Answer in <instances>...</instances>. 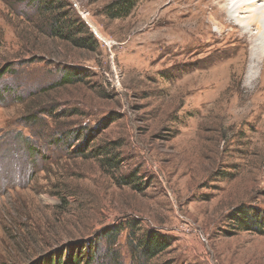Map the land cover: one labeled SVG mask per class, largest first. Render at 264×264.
I'll list each match as a JSON object with an SVG mask.
<instances>
[{"label": "rangeland", "instance_id": "rangeland-1", "mask_svg": "<svg viewBox=\"0 0 264 264\" xmlns=\"http://www.w3.org/2000/svg\"><path fill=\"white\" fill-rule=\"evenodd\" d=\"M124 1L0 0V264H264L232 214L264 210V79L220 80L233 41L138 33ZM150 230L174 240L145 260Z\"/></svg>", "mask_w": 264, "mask_h": 264}, {"label": "bare ground", "instance_id": "bare-ground-1", "mask_svg": "<svg viewBox=\"0 0 264 264\" xmlns=\"http://www.w3.org/2000/svg\"><path fill=\"white\" fill-rule=\"evenodd\" d=\"M182 5L178 0H146L134 12L138 33L158 29L161 33L183 37L199 32L224 36L235 43L236 50L230 58L213 63L217 66V77L230 80L238 76L251 83L264 79V0H198ZM183 14L188 16L186 20ZM148 20L150 23L145 24ZM160 41L153 47L159 49L165 43Z\"/></svg>", "mask_w": 264, "mask_h": 264}, {"label": "trees", "instance_id": "trees-1", "mask_svg": "<svg viewBox=\"0 0 264 264\" xmlns=\"http://www.w3.org/2000/svg\"><path fill=\"white\" fill-rule=\"evenodd\" d=\"M127 6H130V2L126 0L121 3V5L118 4L115 10H124ZM116 14L117 15L114 16H120L122 13ZM79 31L80 30H75V33L79 34ZM82 39L83 37L81 36L71 40L74 45L89 47L88 43ZM75 75V73L72 74L70 72L64 73L57 86L76 83L78 80ZM125 183L130 184L129 180L125 181ZM232 214L235 215L234 222L237 223L239 227L244 226L246 229H251L257 233L264 234V210L251 206L248 209L240 208ZM109 236L114 238V236H116V232H113V230L110 231ZM173 240L174 238L171 235L164 234L156 230H150L146 236L141 237L136 242L135 249L141 258L145 260H152L165 252L169 246L172 245ZM90 251L91 248L89 246L88 249L84 251L83 255V251L81 250L77 254L72 251L67 255L65 261L61 258V254H56L55 256L49 255L46 257L43 264H82V262H84V264H91V262H93V254L90 253Z\"/></svg>", "mask_w": 264, "mask_h": 264}]
</instances>
